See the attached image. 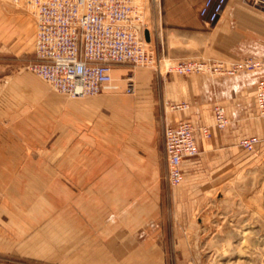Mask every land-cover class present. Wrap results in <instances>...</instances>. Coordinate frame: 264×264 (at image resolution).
Returning <instances> with one entry per match:
<instances>
[{
    "label": "rangeland",
    "instance_id": "374dc122",
    "mask_svg": "<svg viewBox=\"0 0 264 264\" xmlns=\"http://www.w3.org/2000/svg\"><path fill=\"white\" fill-rule=\"evenodd\" d=\"M159 3L138 1L159 62L115 64V89L76 98L27 68L29 0H0V264H264V141L231 158L202 143L183 180L167 182L162 128L175 110L157 92L176 62L162 55ZM245 129L264 138L253 111ZM206 179L212 190L175 192ZM197 197L214 205L194 208L195 228L173 239L174 201Z\"/></svg>",
    "mask_w": 264,
    "mask_h": 264
},
{
    "label": "built area",
    "instance_id": "2783aa9c",
    "mask_svg": "<svg viewBox=\"0 0 264 264\" xmlns=\"http://www.w3.org/2000/svg\"><path fill=\"white\" fill-rule=\"evenodd\" d=\"M139 0H29L35 20L34 59L27 68L46 81L55 91L70 97L99 94L113 88L112 70L115 64L132 63L151 66L159 59L149 48L144 31L143 9ZM264 8V0H250ZM227 0H204L198 15L206 26L215 23ZM149 31V30H148ZM264 64L253 58L227 64L221 60H182L169 65L166 72L177 75H232L239 70L261 71ZM134 84L127 77L126 92ZM187 103L171 104L173 110H183ZM256 109L264 130V77L256 84ZM217 129L228 124L223 106L213 108ZM195 126L186 119L162 128L166 161V179L170 186L182 180V162L198 152ZM204 138L210 137L202 127ZM264 138L250 136L239 145L254 151Z\"/></svg>",
    "mask_w": 264,
    "mask_h": 264
},
{
    "label": "crops",
    "instance_id": "0c3cea01",
    "mask_svg": "<svg viewBox=\"0 0 264 264\" xmlns=\"http://www.w3.org/2000/svg\"><path fill=\"white\" fill-rule=\"evenodd\" d=\"M203 1L160 0L162 55L175 62L215 59L230 64L245 58H253L264 64V10L251 7L243 0H227L218 20L206 26L198 15ZM263 77L264 69L239 70L232 75L223 76L208 74L182 76L166 73L159 78L161 85L157 92L158 102L166 105L187 103V108L175 110L167 115L166 123L175 124L180 119L190 121L196 129L198 148L202 143L208 149L221 147V153L231 158L235 153L233 148H238L239 141L248 137L244 136L245 126L252 111L260 122L256 109V84ZM216 105L223 106L226 111L228 124L223 130H218L213 125V108ZM205 126L210 132L208 138H204L200 130ZM240 148L247 151L241 146ZM148 156L151 157V154ZM188 160L189 158H185L182 162V180L185 174L183 167ZM222 173L238 175L239 169H223ZM189 175H195V169ZM187 185V188H175V192L183 189H188L189 192L212 190L213 182L206 179L205 183L200 181ZM137 188L143 189L141 186ZM209 202L214 205L212 199L206 197L174 201V208L180 209L173 212V239L186 238L185 231L194 227L191 220L194 208L207 207ZM229 203L230 201L228 205L231 206ZM223 217H227L228 222L236 220L233 219L234 216ZM205 219L208 222V216ZM174 245L176 246V243ZM184 245L182 242L179 243V247Z\"/></svg>",
    "mask_w": 264,
    "mask_h": 264
},
{
    "label": "water",
    "instance_id": "95a60500",
    "mask_svg": "<svg viewBox=\"0 0 264 264\" xmlns=\"http://www.w3.org/2000/svg\"><path fill=\"white\" fill-rule=\"evenodd\" d=\"M144 35H145V39L149 40V32H148V30L144 31Z\"/></svg>",
    "mask_w": 264,
    "mask_h": 264
},
{
    "label": "bare ground",
    "instance_id": "6f19581e",
    "mask_svg": "<svg viewBox=\"0 0 264 264\" xmlns=\"http://www.w3.org/2000/svg\"><path fill=\"white\" fill-rule=\"evenodd\" d=\"M147 28V27H146ZM113 74V73H112ZM114 80H115V77H114V79H113V88H111V89H115L116 88V85L114 84ZM116 81V80H115Z\"/></svg>",
    "mask_w": 264,
    "mask_h": 264
}]
</instances>
